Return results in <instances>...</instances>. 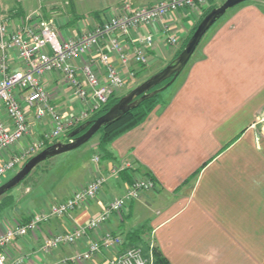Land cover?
Here are the masks:
<instances>
[{
  "label": "crops",
  "instance_id": "0c3cea01",
  "mask_svg": "<svg viewBox=\"0 0 264 264\" xmlns=\"http://www.w3.org/2000/svg\"><path fill=\"white\" fill-rule=\"evenodd\" d=\"M158 1L97 0L104 13L98 12L96 21L122 6L137 8ZM212 1L216 5L222 0ZM18 8L8 18L15 30L25 6ZM188 13L181 15L182 23L188 24ZM66 17L59 24L63 37H77L89 26L83 16ZM202 44L201 57L188 64L173 95L143 123L114 140L109 157L89 164L77 181L74 176L61 180L46 174L44 178L52 181L39 191L40 211L99 176L106 182L87 205L10 242L5 248L8 264L21 256V264H95L69 258L106 233L125 240L135 231L140 232L137 241L127 240V247L152 243L170 264H264V3L248 1L229 10ZM10 64L13 70L23 68L16 53H11ZM45 82L57 107H72L59 76L51 74ZM44 126L48 130L50 122L35 121L33 129L40 133ZM136 170L151 172L156 189L143 192L77 244L43 252L50 234L72 231L123 196ZM30 211L13 217L0 212V235L29 220ZM114 253H103L96 261Z\"/></svg>",
  "mask_w": 264,
  "mask_h": 264
},
{
  "label": "built area",
  "instance_id": "2783aa9c",
  "mask_svg": "<svg viewBox=\"0 0 264 264\" xmlns=\"http://www.w3.org/2000/svg\"><path fill=\"white\" fill-rule=\"evenodd\" d=\"M208 6L209 0H160L137 8L124 6L112 10L100 24L74 38H64L52 21L37 24L28 18L15 30L6 18H0V184L10 171L27 162L26 155L38 154L47 144L90 120L112 97L119 96L126 82L136 76V66H147L157 46L163 42L169 46L180 44L179 32H174V28H178L182 14L201 15ZM11 53H16L22 69H11ZM51 74L59 76L69 90L72 107L65 108H73L71 114L63 115L54 103L45 82ZM31 112L36 122H50L52 128L26 148L23 140L35 133ZM95 161L99 162V158ZM105 182L102 176L95 178L66 200L34 213L26 222L0 235V264H8L5 248L10 242L39 231L53 217L67 216L87 205ZM155 188V181L149 177L134 180L126 193L99 216L70 232L50 234L43 242V252L77 244L89 232L103 227L113 214L124 212L143 192ZM153 247L151 243L147 257L142 247H127L120 235L106 233L69 259L95 264H153ZM111 251L115 253L102 262L96 261L97 256ZM23 261L21 256L15 264Z\"/></svg>",
  "mask_w": 264,
  "mask_h": 264
},
{
  "label": "rangeland",
  "instance_id": "374dc122",
  "mask_svg": "<svg viewBox=\"0 0 264 264\" xmlns=\"http://www.w3.org/2000/svg\"><path fill=\"white\" fill-rule=\"evenodd\" d=\"M4 1H7L10 4V7L8 8L4 7L3 6L5 3ZM223 1L224 0H222L221 3L219 4H216L215 7L221 5ZM251 1L258 2V3H261V2L264 3V0H251ZM97 4H98L97 0H0V18H3V19L6 18L7 20H9L8 18H10V16L11 17L15 16L14 14L12 15L13 11H15L19 5L20 6L23 5L25 6V9L23 10V13L19 16V18L21 19L20 24L22 25L28 22L27 21L28 18H29V22L31 23L34 22L37 24H41L42 22L52 21L53 26L58 31H60L59 24L60 22H64V20H66L67 18L66 16H69L70 18L72 16L73 18V17H77L80 15V16H83V20L89 19L88 21L89 26L86 29V30H89V29H92L95 25L100 24L102 21V20H100L99 22L96 21L97 20L96 18H99L98 12L104 13V10L98 9ZM212 5H213V1L209 0V6L206 8L209 9ZM121 8H123V6L119 7L118 9L120 10ZM206 10H204V12L201 13V15L198 14L197 12L191 13L190 11L191 14L189 17L188 24L182 23L181 21L183 18H181V20L177 22L178 28L177 27L176 29L174 28V32L176 33L179 32L180 39H181L180 44H178L177 46H169V45L164 44V42L161 43L160 44L161 46H159L160 49L156 51L155 53L154 51L152 52L150 61L147 66H136L135 68L136 76L133 79H131L129 82H126V85L122 88L121 91H119V96L120 95L124 96L129 91H131L132 89H134L135 87L143 83L149 77L159 72L167 64H169L173 60V56L175 55L177 50L181 47L182 41H184L191 34V32L194 30V27L199 25L198 22L200 21L201 17L206 12ZM64 38H68V37H64ZM71 38H74V37H71ZM204 38L201 41L200 45L198 46L197 50L195 51L194 55L192 56L190 62L195 61L196 59L201 57L202 45H203L202 43L204 41ZM184 71L179 75V77L175 80V82L168 89L160 93L161 102L168 100L173 95L177 86L180 84L184 76L183 75ZM60 110L62 111L63 115L65 113L71 114V112L73 111V108L64 109L61 106ZM65 118H67V116ZM51 128L52 127L50 126V128H48L47 130V127L44 126V128L42 127V130L40 133H37V131L35 130V133L32 135V137H27L25 138V140H23V143H24L23 146L26 148H30L29 146H32L34 145L36 141L41 140L43 138L44 133L47 131H50ZM64 137H62L61 139H63ZM98 141H99V137L96 135L88 143L84 144L80 148L67 152V153L57 155L45 162H42L40 165H38L27 176L25 181H22L17 187L12 189L9 193H6L2 197H0V202L2 203L5 202L6 199L11 198V197L14 200L13 201L14 204H11L9 208H6L4 210L5 212H7V215H11L12 217H13V214L26 215L27 212H29L30 210H31L30 212H32L31 214L33 215L34 213H37L40 211L37 209L38 208L37 205L40 202L39 199L41 198L39 197V193H40L39 191L41 189L47 188L48 186L47 183L48 182L50 183L52 181L51 179L49 180V177H48L49 181H47V179L44 178L45 176H48L46 174H49V176L56 175L58 176V179H61V180L62 179L68 180L70 179V176H74L75 178H73V180L77 181L82 178V174H83L82 172L84 170L85 172L88 170L89 164H92V165L100 164L103 154L101 153L99 149ZM43 149H41L40 151H42ZM36 154H33L31 156L26 155L25 159L28 161L30 158H32ZM95 158H99V162H96ZM21 167L22 166L16 168L13 171H10L8 175L3 179V182H1V184H3L7 180H9L11 177H13L21 169ZM134 172H135V175L132 178V183L134 180L138 178L149 177L146 174L141 173L140 171L136 170ZM155 189H152V190H155ZM142 248L147 249L146 251H144L143 249V252L147 257L150 256V251H151L150 245H147L146 248L145 247H142ZM155 260L156 259L153 255V260H152L153 264H155Z\"/></svg>",
  "mask_w": 264,
  "mask_h": 264
},
{
  "label": "water",
  "instance_id": "95a60500",
  "mask_svg": "<svg viewBox=\"0 0 264 264\" xmlns=\"http://www.w3.org/2000/svg\"><path fill=\"white\" fill-rule=\"evenodd\" d=\"M251 0H224L209 11L200 21L195 32L182 52L159 72L122 96L106 113L94 120H88L75 128L66 137L47 146L30 158L9 180L0 185V197L17 187L42 162L57 155L73 151L88 143L103 126L121 119L129 111L137 108L144 101L168 89L185 70L208 31L231 9ZM171 79V80H169ZM167 83L162 85L164 82ZM162 85L157 88V86Z\"/></svg>",
  "mask_w": 264,
  "mask_h": 264
},
{
  "label": "trees",
  "instance_id": "16d2710c",
  "mask_svg": "<svg viewBox=\"0 0 264 264\" xmlns=\"http://www.w3.org/2000/svg\"><path fill=\"white\" fill-rule=\"evenodd\" d=\"M213 8H215V5H212L209 9H207L206 12L201 17V19L209 11H211ZM18 10H22L20 5H19ZM20 14H21V12L18 13V15H20ZM201 19H200V21H201ZM200 21L198 23H200ZM196 28H197V26L194 27V30L191 32V34L182 42L181 47L177 50V52L173 56V59L176 58L182 52V50L185 48L186 44L188 43L189 39L191 38V36L194 33V31L196 30ZM169 80H171V79H169ZM169 80L164 82L162 85L167 83ZM162 85L157 86V88L161 87ZM160 95L161 94H158V95L144 101L137 108H135V109L129 111L127 114H125L121 119L113 122L112 124L103 126L100 129V131L96 135L99 137L98 146H99L101 153L103 154V157L106 158V157L110 156V152L108 150V147L114 140H116L118 137H120L124 133L130 131L131 129L137 127L138 125H140L141 123H143L147 119V117L150 115V113L153 111V109L159 103H161V96ZM121 97H122V95L112 97L109 100V102L105 105V107H103L101 109V111L98 112L97 114H95L90 120H94V119L98 118L99 116H101L102 114L106 113L114 104H116L120 100ZM83 123H85V122H83ZM83 123L77 125L75 128H78ZM75 128H73L69 132H67V135L70 132H72ZM51 144H53V143H51ZM51 144H47V146H50ZM126 171L127 170H124L125 173H126ZM144 174H146L147 176H149L151 179L154 180V177L151 174V172L147 171ZM13 201L14 200L11 197V198L6 199L5 202H3V203L0 202V212L4 211L6 208H9V206L11 204H14ZM138 234H140V232L135 231L132 234L133 236H131V238L125 239V246H127L126 242H127V240L129 241V239H130L131 243L137 241L136 238H137ZM152 252H153V255L156 259L155 264H170V262L165 258V256H163V254L160 252V250L157 247L154 246L152 248Z\"/></svg>",
  "mask_w": 264,
  "mask_h": 264
}]
</instances>
